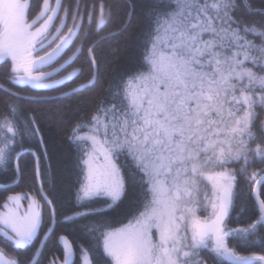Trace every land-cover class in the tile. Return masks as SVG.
<instances>
[{"label":"snow or ice","instance_id":"snow-or-ice-1","mask_svg":"<svg viewBox=\"0 0 264 264\" xmlns=\"http://www.w3.org/2000/svg\"><path fill=\"white\" fill-rule=\"evenodd\" d=\"M0 76V264H264V0H0Z\"/></svg>","mask_w":264,"mask_h":264},{"label":"trees","instance_id":"trees-1","mask_svg":"<svg viewBox=\"0 0 264 264\" xmlns=\"http://www.w3.org/2000/svg\"><path fill=\"white\" fill-rule=\"evenodd\" d=\"M113 2H115V0H113ZM108 30H112L111 26H110V29H108ZM111 43H112V47L105 46V48H104V53L102 56V69H101L102 71L106 70V68L109 66L107 62L113 59L112 51H113V48L116 47L117 45H116V41H112ZM119 48H120L121 58H123L125 53L123 51L124 42L122 39L119 42ZM79 66H80L79 63L73 65V67H79ZM69 71H71V69H69ZM0 80H2V76H0ZM48 94L49 95H57V93H48ZM62 103L64 105H67L69 103V101H63ZM72 103H74V100L72 101ZM0 107H2V106H0ZM31 107H35V106H31ZM39 115H41L42 123L45 125V127L46 128H52L51 122L53 119V115L47 114V113H39ZM71 116H72V113H71V111H69V118H71ZM0 179H2V178H0ZM17 190H21V189H17ZM23 190H27V189H23ZM64 198H65V207H70L71 206V193L69 191H67V189L65 190ZM250 251L257 252V253L260 252V250L258 248L251 249ZM262 254H264V253H262ZM45 264H46V262H45Z\"/></svg>","mask_w":264,"mask_h":264}]
</instances>
